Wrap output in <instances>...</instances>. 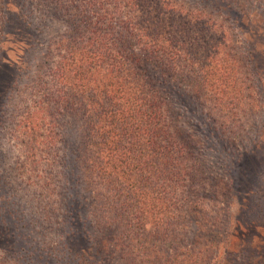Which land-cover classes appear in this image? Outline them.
Wrapping results in <instances>:
<instances>
[{
	"label": "trees",
	"instance_id": "obj_1",
	"mask_svg": "<svg viewBox=\"0 0 264 264\" xmlns=\"http://www.w3.org/2000/svg\"><path fill=\"white\" fill-rule=\"evenodd\" d=\"M206 1L212 11L177 0H0V43L12 39L28 52L42 45L56 21L67 26L47 43L48 81L35 77L31 95H41L38 107L27 110L22 117L29 122L19 126L34 137L28 148L37 156L56 142L60 125L53 113L59 122L80 120V136L76 127L71 131L78 140L75 164L68 162L72 186L64 181L60 194L68 222L63 248L78 256L77 264H97L96 253L107 249L193 251L170 244L178 235L171 228L182 235L183 210L195 220L205 215L185 193L198 143L184 127L185 114L229 119L245 97L242 78L255 88L262 69L253 60L264 59V27L255 24L250 0ZM10 7L25 8L26 19L6 21L5 15H18ZM10 66L0 59V74ZM10 82L2 93H14L13 100L19 82ZM176 100L185 104L181 114ZM239 110L251 113L252 107ZM170 208L169 221L163 214ZM195 224L191 233L202 238ZM207 224L209 233L215 226ZM219 242L205 241L196 251H217Z\"/></svg>",
	"mask_w": 264,
	"mask_h": 264
},
{
	"label": "rangeland",
	"instance_id": "obj_2",
	"mask_svg": "<svg viewBox=\"0 0 264 264\" xmlns=\"http://www.w3.org/2000/svg\"><path fill=\"white\" fill-rule=\"evenodd\" d=\"M177 1L212 11V3L208 1ZM250 3L254 10L252 18L254 22L257 21L255 24L264 27V0H250ZM10 10L18 15H5L6 21H16L15 16L26 19L28 14L25 8L22 13H18L17 7H10ZM0 26L1 41L4 28ZM66 27L60 20L56 21L54 29L41 41L42 45H35L36 49L28 52L12 39L0 43V59L3 63H11L10 68L0 74V101L6 105V108L0 107V264H77L79 260L78 256L63 248L68 222L65 220L67 214L64 206L62 209L60 207V194L64 181L71 185L68 162L75 164L71 151L77 145L76 138L80 136V120L66 116L59 122L60 115L53 113L56 123L60 125L59 129L57 125L56 142L47 153L40 152L37 156L28 148L33 145L34 137L21 130V126L29 122L22 116L27 110L32 112L37 108L41 97L31 95V87L38 83L35 77L40 76L39 80L48 81L43 74L45 66L42 63L47 43L60 36ZM49 61L47 64L53 65L56 59L50 56ZM253 61L262 72L257 77L255 88L253 84H248L252 80L242 78L245 97L237 103L235 114L229 119L215 120L204 112L197 117L185 114L188 121L184 127L198 142L189 161L193 165L189 179L193 181L186 180L185 193L201 203L205 215H197L195 220L183 210L179 223L182 225L179 226L182 235L176 227L171 228L178 235L170 244L178 249L184 244L193 251L107 249L96 253L97 264H264V59L256 58ZM243 65L246 66V63ZM14 78L19 82L15 93L19 95L11 100L14 93L10 96L2 91L7 89L8 84L10 86V79ZM176 101L177 112L181 114L185 104ZM246 105L252 107V112L240 113L239 108ZM185 115L181 118L182 122H185ZM73 126L77 128V136L71 135ZM47 159L49 165L45 166ZM229 180L231 186H228ZM188 190L192 193L189 194ZM98 191L101 192V189L98 188ZM227 194L234 195V198H226ZM214 197L216 200H213ZM47 202H50V208L45 206ZM94 210V206L88 209L89 217ZM171 210L163 214L169 221ZM193 223H196V233L203 234L202 238L193 237ZM211 223L215 227L206 233L204 224L208 227ZM212 240L220 241L217 251H196L206 245L205 241ZM195 241L196 244H193Z\"/></svg>",
	"mask_w": 264,
	"mask_h": 264
}]
</instances>
